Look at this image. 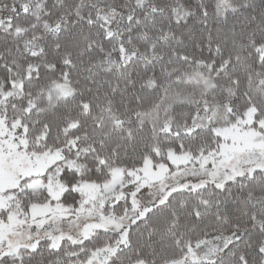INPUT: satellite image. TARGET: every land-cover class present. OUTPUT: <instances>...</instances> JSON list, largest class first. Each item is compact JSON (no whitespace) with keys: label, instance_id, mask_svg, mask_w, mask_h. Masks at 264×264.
<instances>
[{"label":"snow or ice","instance_id":"snow-or-ice-1","mask_svg":"<svg viewBox=\"0 0 264 264\" xmlns=\"http://www.w3.org/2000/svg\"><path fill=\"white\" fill-rule=\"evenodd\" d=\"M0 264H264V0H0Z\"/></svg>","mask_w":264,"mask_h":264}]
</instances>
